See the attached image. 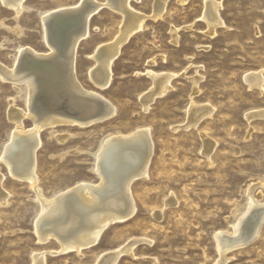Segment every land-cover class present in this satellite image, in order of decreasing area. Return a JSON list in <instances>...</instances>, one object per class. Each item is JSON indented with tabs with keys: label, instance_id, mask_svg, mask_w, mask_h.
Segmentation results:
<instances>
[{
	"label": "rangeland",
	"instance_id": "obj_1",
	"mask_svg": "<svg viewBox=\"0 0 264 264\" xmlns=\"http://www.w3.org/2000/svg\"><path fill=\"white\" fill-rule=\"evenodd\" d=\"M82 1L24 0L17 18L0 1V64L12 67L19 47L47 53L41 14ZM93 1L102 2L101 8L89 16V34L77 44L74 76L115 112L83 125L43 129L35 153L36 184L49 198L81 181L98 183L92 167L101 139L148 129L147 175L130 185L135 210L105 226L95 244L60 251L57 238L38 240L34 190L0 161V190L7 193L0 202V264H32L33 254L42 252L44 264H97L99 257L133 242L115 264H264V219L245 244L221 251L215 236L232 232L247 209L249 190L257 205L264 204V116L259 114L264 110V0H214L220 3L221 22L214 29L203 18L207 0H164L158 16L155 6L162 0H128L132 11L146 17L121 44L104 88L92 82L88 69L96 64V49L119 37L123 18L109 0ZM152 70L173 76L166 92L144 108ZM248 73L262 76L263 89L249 84ZM25 97L24 85L17 90L0 80V151L14 128L8 111H27ZM32 126L30 117L23 118L24 130ZM61 134L63 142L57 140ZM119 199L115 210L123 207Z\"/></svg>",
	"mask_w": 264,
	"mask_h": 264
},
{
	"label": "bare ground",
	"instance_id": "obj_2",
	"mask_svg": "<svg viewBox=\"0 0 264 264\" xmlns=\"http://www.w3.org/2000/svg\"><path fill=\"white\" fill-rule=\"evenodd\" d=\"M0 1L6 7L13 9L14 18H17L25 8L24 0ZM127 2L128 0L107 2L121 13L123 25L115 42L96 49L92 55L96 64L88 69V76L100 88L106 87L111 78V65L121 44L142 28L143 18L146 17L132 11ZM79 3L72 7H58L44 11L41 14L42 38L48 48L47 53H39L28 47H19L12 67L7 68L0 64V80L12 83L17 90L24 85L27 95L25 103L28 102L27 111L8 109V117L12 120L14 128L9 134V140L0 151V161L7 166L11 176L25 181L34 190L35 198L40 206L34 222L38 240L46 241L52 236L61 243L60 251L75 249L77 252L95 244L103 228L109 223L123 220L134 212L135 205L130 185L135 179L147 175V165L152 152V141L148 129L137 128L138 130L127 135L119 132L110 133L101 139L95 153L92 169L99 178L98 183L81 181L72 188L62 190L49 198L43 195L36 184L35 153L41 144L40 132L43 129H53L63 123L83 125L89 118L103 120L110 118L115 112V107L109 104L107 99L104 100L100 94L82 88L74 76L77 44L89 34L88 25L86 26L88 18L99 9L102 2L83 0ZM163 3L164 0L156 4L154 16L161 14L165 4ZM219 6L220 3L214 0H207L205 3L203 18L212 28L221 23ZM1 26H4L2 22H0ZM210 31L209 33L213 34L211 33L213 30ZM149 73L153 78V87L148 91L149 94H144V108H147L154 96H160L166 92L173 76L171 73H155L153 70ZM248 74L249 84L262 86V76L255 73ZM196 81L195 79L194 83ZM194 107L195 105H192L190 108L194 109ZM191 112L195 113V110ZM259 114L263 117L264 110H260ZM27 116L32 119L33 126L24 130L23 118ZM59 136L61 137L58 138ZM59 136L57 140L60 142L66 138L62 134ZM2 177L0 176V182ZM6 194L0 190L1 203L6 201ZM248 194L247 209L234 224L232 232L226 233L221 230L215 235L217 248L221 251L245 244L246 239L255 236L259 231L258 228L264 219V204L257 205L259 202L256 203L251 190ZM117 197L121 198L119 201L122 200L121 203H117L123 206L119 208L120 210L113 209ZM133 243L109 255H101L97 264H115L119 253L130 251ZM32 257V264H44L43 252L33 254Z\"/></svg>",
	"mask_w": 264,
	"mask_h": 264
},
{
	"label": "water",
	"instance_id": "obj_3",
	"mask_svg": "<svg viewBox=\"0 0 264 264\" xmlns=\"http://www.w3.org/2000/svg\"><path fill=\"white\" fill-rule=\"evenodd\" d=\"M254 237V236H253ZM253 237H251V238H249V239H246V241L245 242H248L249 240H251Z\"/></svg>",
	"mask_w": 264,
	"mask_h": 264
}]
</instances>
